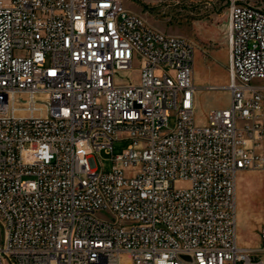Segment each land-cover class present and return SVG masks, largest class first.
Listing matches in <instances>:
<instances>
[{
  "label": "built area",
  "instance_id": "1",
  "mask_svg": "<svg viewBox=\"0 0 264 264\" xmlns=\"http://www.w3.org/2000/svg\"><path fill=\"white\" fill-rule=\"evenodd\" d=\"M227 14L230 104L199 123L193 44L125 0H0V264H264L237 210L264 168V0Z\"/></svg>",
  "mask_w": 264,
  "mask_h": 264
},
{
  "label": "rangeland",
  "instance_id": "2",
  "mask_svg": "<svg viewBox=\"0 0 264 264\" xmlns=\"http://www.w3.org/2000/svg\"><path fill=\"white\" fill-rule=\"evenodd\" d=\"M125 4L154 29L182 36L193 44L196 121L206 123L210 110L227 108L230 104L227 0H125ZM134 69L123 79L137 80V67ZM254 83L264 84V81L254 80ZM174 125L175 119L170 118L164 129H173ZM129 143L116 140L113 154H122ZM96 164L105 173L114 167L112 156L106 151L96 155ZM237 210L239 244L257 245L258 232L264 225V168L238 174Z\"/></svg>",
  "mask_w": 264,
  "mask_h": 264
},
{
  "label": "bare ground",
  "instance_id": "3",
  "mask_svg": "<svg viewBox=\"0 0 264 264\" xmlns=\"http://www.w3.org/2000/svg\"><path fill=\"white\" fill-rule=\"evenodd\" d=\"M228 61L230 60V57H228V59H227Z\"/></svg>",
  "mask_w": 264,
  "mask_h": 264
},
{
  "label": "crops",
  "instance_id": "4",
  "mask_svg": "<svg viewBox=\"0 0 264 264\" xmlns=\"http://www.w3.org/2000/svg\"><path fill=\"white\" fill-rule=\"evenodd\" d=\"M228 58V57H227Z\"/></svg>",
  "mask_w": 264,
  "mask_h": 264
}]
</instances>
